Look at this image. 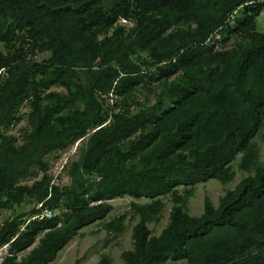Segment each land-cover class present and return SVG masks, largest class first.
Listing matches in <instances>:
<instances>
[{
  "label": "trees",
  "instance_id": "16d2710c",
  "mask_svg": "<svg viewBox=\"0 0 264 264\" xmlns=\"http://www.w3.org/2000/svg\"><path fill=\"white\" fill-rule=\"evenodd\" d=\"M262 10L264 0H0V42L20 39L18 49L0 53V76L6 77L0 82V109L31 93L35 149L53 150L46 141L47 122L65 100L53 93L41 96L40 87L48 89L64 70L83 65L91 71L88 90L80 92L91 117L65 137L71 140L102 125L96 94L120 96L139 86L142 71L130 60L132 50L148 52L147 69L163 66L159 76L164 79L181 76L168 91L173 102L160 115L138 121L116 114L110 127L94 133V149L113 154L105 158L112 165L97 171L98 193L89 201L84 199L86 191L72 193L64 217L32 221L23 231L22 221L0 224V248L9 247L2 264L53 262L79 230L107 217L113 208L109 200L115 197L154 200L178 185L227 183L232 178L230 164L238 154H242L240 168L254 169V174L226 191L217 206L206 198L199 216L185 212L178 199L165 228L153 236L147 224L162 203L135 206L139 220L132 227V247L120 257L123 264H264L259 255H264V167L257 166L258 149L252 143L264 126V34L256 32L254 22ZM120 20L134 24L125 37L117 34ZM179 26L185 27L182 33L172 31ZM111 29L113 38L98 41ZM216 34L220 41L207 43ZM231 38L236 43L227 46ZM27 48L51 54L44 65H33L34 72L44 76L41 82L29 83L21 72ZM97 61L99 66L93 69ZM138 129L143 130L127 151L139 164L128 165L121 151L111 146ZM3 142L11 160L0 165V192L24 175L17 163L30 153L28 147L13 149L9 141ZM2 158L0 152V162ZM49 182L46 177L31 189L19 188L17 197L9 195L0 202V211L31 196L43 207L57 209L64 195L56 193L57 187L49 188ZM36 213L34 209L31 214ZM106 228L119 232L121 225L110 223Z\"/></svg>",
  "mask_w": 264,
  "mask_h": 264
},
{
  "label": "rangeland",
  "instance_id": "374dc122",
  "mask_svg": "<svg viewBox=\"0 0 264 264\" xmlns=\"http://www.w3.org/2000/svg\"><path fill=\"white\" fill-rule=\"evenodd\" d=\"M254 22L256 32L264 34V10L255 15ZM133 27L132 21L122 22L120 20L117 24V34L120 37H125ZM184 30L185 27L179 26L174 27L172 31L180 34ZM113 32L114 30L111 29L108 33L100 35L98 41L111 38ZM235 43L236 40L231 38L227 46ZM19 44L20 39L18 37L17 39L14 38L9 44L0 42V53L7 55L18 49ZM27 49L25 54L27 57L22 63L21 72L26 75L29 83L41 82L44 80V76L39 72L35 73L33 65H44L50 59L51 54L43 48L34 52H31L30 48ZM130 60L141 67L142 75L139 86L132 89L130 93L120 96L114 92H110L105 96L96 94V100L102 109L103 123L100 126L88 129L81 138L76 140L66 139L65 137L80 121L91 117L88 101L80 94L81 91L85 93L89 88L90 69L81 65L73 71L64 70L61 74L62 76L51 84L48 89L40 87L41 96L53 93L65 100L60 112L47 122L46 130L50 136L46 137V141L53 147L51 152L47 153L44 148L42 149L39 146L36 149L34 148L32 133L35 127L31 120L33 99L29 91L26 92L22 102H19L18 99L7 101L6 105L1 107L0 152L3 158L0 165H6L11 160L3 139L9 141L11 146L8 147L13 149L28 147L30 153L25 156V160L22 163H17V165L19 164L18 171L22 170L24 175L17 178L11 187L0 192V202L7 201L9 195L17 197L19 188L31 189L35 185L42 183L47 177L50 179L49 188L57 187L56 193L64 195L61 198L59 207L53 210L55 216L64 217L67 213V205L73 199L72 193L78 194L86 191L84 199L88 201L98 193V189L94 187L100 179L97 171L112 165V161L110 160L108 163L105 158H110L113 153L105 151L99 154L94 149V142L92 141L94 133L101 128L110 127L112 117L116 114L138 121L147 119L152 115H160L173 102L168 96L169 89L173 84L181 82L179 73L167 79L159 76V68L163 66L147 69L146 65L151 63L148 52L132 50ZM98 66L99 61L95 62L92 68L96 69ZM37 70L40 69L37 68ZM20 76V73H17V78H20ZM5 78L4 73H2L0 82L4 81ZM141 130L143 129H138L130 137L116 140L111 146L117 147L121 151V159L126 158L128 165H131V163L139 164L138 158L132 161L133 156L128 153L127 148L129 143L141 134ZM252 143L258 149L257 166L264 167V126L252 139ZM59 150L69 151L68 160L63 166L58 164ZM241 158L242 154H238L236 159L231 162L232 178L227 183L209 180L207 182H198L192 186L178 185L173 192L154 200L147 198L135 199L127 195L109 200L113 208L107 217L79 230L65 247L59 251L56 259L49 264H123L120 257L121 252L131 249L132 227L139 220L135 206H146L155 200L162 203L161 211L147 224L151 235L158 236L167 225L170 209L174 204L178 203V199L183 201L181 204L185 212L190 216H199L203 211V203L206 198L214 206H217L219 198L226 191L233 190L243 178L252 176L254 169L244 171L240 168ZM48 199H50V195L44 201ZM38 205L37 197L34 196L17 200L12 203L9 209L0 211V224L22 221L21 231H23L25 226L32 222V210L36 209ZM19 217L22 218L19 219ZM110 223H120L121 230L119 232L109 231L106 227ZM8 251L9 247L7 245L0 248V264H2ZM259 255L264 257L263 254L259 253ZM169 263L184 264L185 262Z\"/></svg>",
  "mask_w": 264,
  "mask_h": 264
},
{
  "label": "built area",
  "instance_id": "2783aa9c",
  "mask_svg": "<svg viewBox=\"0 0 264 264\" xmlns=\"http://www.w3.org/2000/svg\"><path fill=\"white\" fill-rule=\"evenodd\" d=\"M235 14V12L233 13V15ZM122 22H126L125 20H121ZM213 40V42H216L218 43L220 41V36L218 34L214 35L211 39H209L207 41L208 42H211ZM68 157H69V151L68 150H65V151H60L58 153V159H59V166H63L66 164L67 160H68ZM36 210H38V213L34 214L32 217H31V220L32 221H43V220H50L52 219L55 214L52 210L46 208V207H43L42 203L38 205V207H36Z\"/></svg>",
  "mask_w": 264,
  "mask_h": 264
}]
</instances>
